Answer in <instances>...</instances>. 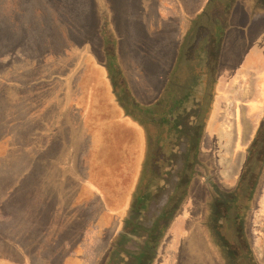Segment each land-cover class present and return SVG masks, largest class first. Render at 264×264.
Returning <instances> with one entry per match:
<instances>
[{"label":"rangeland","instance_id":"obj_1","mask_svg":"<svg viewBox=\"0 0 264 264\" xmlns=\"http://www.w3.org/2000/svg\"><path fill=\"white\" fill-rule=\"evenodd\" d=\"M152 1L0 0V95L19 94L31 97L34 102L21 105L28 110L38 106L40 110L37 112L42 113V118L52 119L53 112L63 110L60 108L61 100L50 101V96H62L64 92L61 80L70 82L71 85V79L77 77L78 68L87 65L81 82L82 85L84 82L88 84L90 95L95 91L96 98L94 101L86 102L82 111H79L81 112L79 116L83 118L82 127L84 134L101 131L109 143L108 152L102 164H99L97 173L104 174L107 165L126 157L127 153L128 157L136 150H139L140 154L137 175L128 190V203L122 209L123 214L125 213L122 215L123 222L120 223L122 228L109 240V246H113L117 236L125 229L126 223L130 226L143 223L147 228L154 221L155 225H161L162 228L154 237L155 242L160 240L155 246L156 251L165 232L170 228H173L172 238L178 236V239H181L173 246V252L170 251L163 257L165 264H210L206 257L211 256L210 251L217 256L219 261L218 263L216 261L217 264H230L224 261L215 242H209L205 252L201 243L196 240V235L208 233L205 215L216 197L221 196L219 183L213 176L205 174L206 170L202 166L196 167L192 177L185 182V193L179 192L176 207L168 210L171 216L168 215L166 223L154 220L155 215L150 214L158 213L159 209L148 203H145L140 211L150 213L145 220L135 222L128 215L131 211L139 214L136 203L142 200L135 195L139 184L141 189L143 188L140 190L141 194L146 192L147 202L153 200L161 202L164 195L169 196L171 193V188L162 185L164 179L152 166L144 163L150 157L151 138L158 137L157 134L160 137L156 147L158 148L156 161L161 159L163 152L172 146L173 142L168 141V144L164 145L166 130L159 124V116L151 112L152 106L157 105V100L166 98L169 81L173 87L169 98L177 100V96L179 98L182 94V86L188 94L187 101L190 103L198 100L201 93L208 88L212 92L214 84L209 87L208 80L215 82L216 79L220 80L223 77L224 83L227 84L234 77L237 78L235 71L241 68V57L249 44L247 36L253 29L250 22L260 16L264 17V0H199L201 3L199 8L194 6V1L190 9L180 11V16L163 21L167 26L163 25L161 28L147 23L145 12ZM38 9L41 12H37ZM133 12H138L136 18H139L135 25L132 22ZM204 15L209 16L212 24H206V27L198 29L196 35L191 37L190 31L194 28V23L201 20ZM173 23H176L175 29ZM39 27L40 31L38 30L36 34L34 30ZM236 31H240V34H235ZM187 36L191 37L188 48L185 47ZM211 36L215 39L214 45H210L208 40H203ZM237 36H240L241 44L234 49L233 44ZM241 37L244 39L241 40ZM227 41L229 48L225 51ZM249 41L255 46L264 44V22L259 25L257 34ZM162 44H167L163 51ZM135 68L137 72H134ZM99 69L107 82L108 96L102 84L99 83V86L97 83L101 74ZM139 70L142 77H139ZM73 83H76V80ZM91 84L99 88L98 92L94 86H90ZM70 94L71 86L67 91V97ZM44 97L49 98L50 103L43 102ZM69 104V100L66 99L64 106L68 108ZM156 109L155 107L154 110ZM65 113L63 119L67 120L68 117L71 119V115L67 114L68 110ZM72 121L75 122L74 119ZM190 122L191 119L186 121L185 125H189ZM57 127L52 134L53 137L32 135V142L37 146L33 155L29 152L23 153L22 150L21 156L24 155L28 162L35 161L38 167L21 168L25 174L28 170L31 174L26 184H21L18 188L20 192L25 187L28 188V193L18 202L23 207H28L30 197L35 198V195L43 197L40 192L46 189L51 195L56 193L57 199L52 200L53 207H48L50 210L56 208L59 216L54 222L56 228L46 232L47 238L51 240L54 237L53 241H62L61 235H64L74 242L75 238L68 232V221L64 218V215L70 217L72 201L76 199V185L69 181L70 175L77 170L90 179L92 176L86 166L75 167V160H69L68 151L60 152V147L71 144L76 132L71 134L70 131V133L66 131L64 135L60 126ZM79 133H82V128L79 129ZM200 137L201 133L199 139ZM24 142L25 140L22 141V145ZM198 149L195 158L200 162ZM248 149L246 145L245 154L248 153ZM11 155L10 149L9 156ZM87 161L88 159L84 164H87ZM58 162L68 165L64 167L53 165ZM176 163L179 165L181 158L177 157ZM144 165L148 167L146 168L148 174L145 176ZM226 169L216 168L214 175H219L224 180ZM241 172L240 169L239 173ZM239 173L234 177L233 186L240 176ZM19 175L20 170L2 172L0 168V192L6 187L5 177ZM58 191L63 192L60 199L57 196ZM44 206L45 204L42 208ZM84 217L86 224L94 218L87 209ZM167 223L168 225L164 227ZM76 224L77 228H80L84 223L79 220ZM18 231L21 233V230ZM22 234L33 241L36 239L30 231H23ZM42 239L45 240V236ZM156 254L155 252L152 255L153 260L157 259ZM55 258L58 259V255Z\"/></svg>","mask_w":264,"mask_h":264},{"label":"crops","instance_id":"obj_2","mask_svg":"<svg viewBox=\"0 0 264 264\" xmlns=\"http://www.w3.org/2000/svg\"><path fill=\"white\" fill-rule=\"evenodd\" d=\"M194 1V6L199 8L201 4L199 0H153L145 12L147 23L157 28L167 26L163 24V21L180 16V11L190 9ZM137 13L133 12L132 15L134 25L138 23ZM253 20L250 22L253 29L247 36L249 44L246 48L248 49L242 54L241 68L235 71L237 78L234 77L227 84L224 83L223 77L220 80L216 79L214 88L210 92L208 121L200 145L201 155L206 156L212 151L216 157L215 165L218 168H227L224 181L229 185L233 184L234 177L241 169L245 157L244 147L264 118V44L260 43L259 46H255L249 41L253 35L257 34L259 25L264 22V17L260 16ZM173 24L175 29L176 23ZM235 34H240V31H236ZM239 37H236L237 40L233 44L234 49L241 44ZM166 45L162 44V51ZM225 47L226 51L229 48L228 41ZM85 66L87 65L84 64L82 68H78L77 77L71 79V85L70 82L61 80L64 92L62 96H50V101L59 102V99L61 100L60 108L63 110L53 112L52 119L42 118V113L37 112L40 110L38 106L28 110L21 105L34 102L31 97L19 94L0 95V148H3L0 150V168L2 172L6 170L9 172L12 169L21 172V175L16 177H5L6 187L0 192L2 193L0 195V264H102L110 249L109 240L115 237L122 228L120 223L123 222L122 215L125 214L122 209L128 203V190L133 179L136 178L140 154L139 150L129 157L127 153L126 157L107 165L104 174L97 173L99 164L101 165L106 157L109 143L101 131L84 134L83 118L79 116L81 113L79 111H82L86 102L94 101L96 98L95 91L93 95L89 94V86L86 82L82 85L81 78L86 70ZM99 70L101 74L98 76L97 83L99 86L102 84L107 95L109 93L106 87L107 82L103 77V72ZM134 72H137V68ZM139 77H142L141 70H139ZM74 80L76 83H73ZM70 86L71 94L67 97ZM90 86H94L98 92L99 88L96 85L91 84ZM66 99L70 102L68 108L64 106ZM48 100L49 98L44 97L43 102L50 103ZM67 110L71 119L68 117L64 120L62 116ZM73 119L75 122L72 121ZM57 125L60 126L64 135L66 131H70L71 134L76 132V137L71 144L60 147V152L68 151L69 160H75V167L86 166L92 176L90 179L77 170L70 175L69 181L76 185V199L72 201L70 217L64 215V218L68 221V232L71 237L75 238L74 242L64 235H61L62 241H53L54 237L51 240L47 238L46 232L56 228L54 222L59 216V211H56L55 207L54 210L48 207H53L52 200L57 199L56 193L51 195V192L46 189L40 192V195H44L43 197L37 195L35 198L30 197L27 202L28 207H23L18 202L24 194L28 193V188L25 187L21 192L18 188L21 184H26L31 174L30 170L25 174L21 168L38 167L35 161L28 162L24 155L21 156L22 150L23 153L29 152L33 155L37 146H34L32 142V135L53 137V132L58 129ZM80 128H82V133H79ZM23 140H25L24 145H22ZM10 149L12 150L11 157L9 156ZM87 159V164H84ZM53 165L64 167L68 163L58 162ZM62 194V191L57 192L59 199ZM43 204H45L44 208H42ZM78 209H80L79 212ZM86 209L94 216L87 224L84 217ZM42 216L44 217L41 218ZM79 220L84 224L77 228L76 222L78 223ZM18 230H21V233ZM26 230L33 233L36 238L34 241L22 234ZM247 230L253 240L252 247L256 260L259 264H264V175L260 179L255 194ZM173 234V228L165 232L156 251L157 259L153 264H165L163 257L166 253L173 252V246L181 240L178 236L172 238ZM44 236L45 240L42 239ZM196 237L197 242L199 241L202 246L209 245L207 234L196 235ZM56 255L58 259L55 258ZM210 264L217 263L212 261Z\"/></svg>","mask_w":264,"mask_h":264},{"label":"trees","instance_id":"obj_3","mask_svg":"<svg viewBox=\"0 0 264 264\" xmlns=\"http://www.w3.org/2000/svg\"><path fill=\"white\" fill-rule=\"evenodd\" d=\"M37 12H41V10L38 9ZM207 17L209 16L205 15L201 18V20L199 19V21L194 23V28L190 31V33H192L191 37L196 35L195 32L198 31V29L203 28L204 26L206 27V24H212V20ZM38 30L40 31V27L37 28V30H34V32L37 34ZM191 37L189 38L187 36L186 38L187 42H185V47L187 48L190 46ZM203 40H208L210 45H214L215 39H213V36ZM217 42L219 43L218 40ZM172 88V84H170L169 81L166 87V97L169 96ZM184 89L185 88L181 86V91ZM187 96L188 94L186 92H182L179 96V100L174 101L170 98L168 102L171 104L168 109H165L167 115L172 114L175 109L179 107V104L181 105L185 102L187 100ZM202 96V98L205 97V91ZM202 103L203 102L201 101L197 106L199 113L203 110ZM155 107H157V105L152 106L151 112H155ZM159 124L168 125L167 139L169 143L173 140L172 146H170L171 148L167 147V149L163 152L161 159L156 161L158 138L156 136L151 138L150 145L152 147L149 149L150 157L144 163L152 166L158 175L164 179L162 185L164 184L167 188H171V193L169 196L164 195L161 202L159 200L147 202L145 199L146 192L141 194L140 190H143V188L141 189V184H139L140 186L135 194L142 200V202L136 203L139 214H134V212L131 211L128 215V217L135 222H138V220L141 222L145 220V218H148L150 214L149 212H140L145 206V203H148V205L153 206L154 208L156 207L155 209H159L158 213L150 214L155 215L154 220H157V222L165 221L166 223L168 221L167 217L170 215L168 210L171 207L172 209L176 207L179 192H182L181 194L185 193L186 187H184V184L192 177L194 172L195 156L197 154L196 149L198 148L200 140L199 136L203 129V124L200 123L199 118L197 119L196 125L192 127L193 129L188 128V130L182 129L179 118L170 119L166 116H162L160 117ZM177 157L181 158V163L179 165L176 163ZM147 165L143 166L144 176L148 174L146 171V168H148ZM169 183L173 184L170 185ZM243 185H245V188L242 189V186H239L238 189H236L229 196L230 198L228 197L229 199L225 200L223 207L216 212H212L207 220L209 229L213 233L214 240H217L228 250L226 257L229 258V263L234 261L235 257H237L240 253L241 255L248 254L247 249L249 246L245 235L243 219L245 209L248 207L249 199L247 194L251 188L247 185V183H244ZM154 223V221L153 223H150L151 225L147 228L146 226H143V223H139L138 226H130L126 223L125 229L117 236L113 246L110 247L108 254L106 255L105 261L102 264H153L154 256L152 257V255L156 252L155 246H157L160 241L155 242L154 237L157 232L160 233L162 230L161 225L157 226ZM167 225L168 223L165 224L164 227Z\"/></svg>","mask_w":264,"mask_h":264},{"label":"flooded vegetation","instance_id":"obj_4","mask_svg":"<svg viewBox=\"0 0 264 264\" xmlns=\"http://www.w3.org/2000/svg\"><path fill=\"white\" fill-rule=\"evenodd\" d=\"M203 33V32H202ZM210 80H208V86L210 87L211 85H213L215 82H212ZM182 92H185L184 90ZM204 92V91H203ZM203 92L200 95L198 100H193L192 102H188L187 100L185 102H183L181 105L179 104V107L177 109H175V111L170 114L167 115L166 110L168 109V107L170 106V102H168V100L170 99L169 96L166 97L165 99H162L160 101H156L157 102V109L154 112L158 119H160V117L162 116H166L167 118L173 119V118H179L180 119V123L182 125V129L184 130H188V128H192L196 125L197 119L199 118L200 123L203 124V129L201 132V137L198 143V150L200 151V162L199 159L195 158V164H194V171L196 169V167H203L204 170H206L207 175H211L213 176V178L219 183L220 185V197H216V200L214 202V204L212 203L210 205V207L208 208V211L205 215V223L209 229V225L207 224V220L209 218V215L212 214V212H216L218 210H220L223 207V204L225 203V200H228L230 197V195L236 190L238 189V187L242 186V189L245 188V185H243L244 183L247 185H249V187L251 188V190L249 191L248 195V207L245 209V213H244V219H243V224H244V230H245V235L247 238V242H248V246L249 248L247 249L248 254L246 255H241V253L239 255H237V257H235L234 261L230 262V264H259L258 261L256 260V256L254 255V249L252 247V238L251 235L249 233L248 229V223L250 221V214L253 208V202H254V198H255V194L256 191L259 187L260 184V179L261 177L264 175V118L263 120L258 124V127L256 128V130H254V133L252 134L250 140L248 141L247 145L249 147L248 149V153L245 154L242 166H241V174L239 173V171L237 173L240 174V176L238 177L235 185H229L228 183H226L224 180L221 179V177H219V175L215 176L214 172L216 173V168H218L217 165H215L216 162V157L214 155V153L212 151H210V153L206 154V156L201 155V149H200V145L202 143V138L204 135V130L206 127V123L208 121V115H209V107H210V102H211V90H209V88L207 89V91H205V97L202 98L203 96ZM209 92V93H208ZM180 97L178 98L177 96V100H179ZM175 100V101H177ZM202 103V107L203 110L198 111V104L200 102ZM199 113V114H198ZM189 119H191V122L189 125H185L186 121H189ZM162 126H164V129L166 130V136H165V140H164V145L166 146L168 144V131H167V127L168 125H164L162 124ZM186 126V127H185ZM197 128V127H196ZM193 129V128H192ZM191 129V130H192ZM158 135V143L160 141V137L159 134ZM167 140V142L165 143V141ZM213 146V144H212ZM205 158V159H204ZM207 159V163L204 164V160ZM201 160L203 162H201ZM200 164V166H199ZM214 168V169H213ZM251 192V193H250ZM229 197V198H228ZM247 198V196H246ZM207 237H208V241L209 242H215L217 245V248L219 249L220 253H222L223 255V259L225 262H229V258L226 257L227 256V252L228 250L226 249V247L224 248L217 240H214V236L212 231L209 229L208 233H207ZM209 245H204L202 246V249L205 251V249L208 248ZM245 247V246H244ZM210 251V249H209ZM206 252V251H205ZM211 256L207 255V259L209 260V262L214 261L216 263L219 262L217 259V256L214 255L211 251ZM154 262V260H153Z\"/></svg>","mask_w":264,"mask_h":264}]
</instances>
